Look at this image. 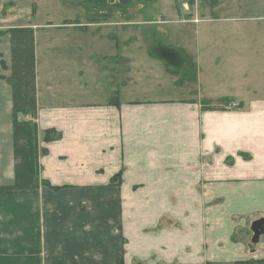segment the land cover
I'll use <instances>...</instances> for the list:
<instances>
[{
  "label": "crops",
  "instance_id": "0c3cea01",
  "mask_svg": "<svg viewBox=\"0 0 264 264\" xmlns=\"http://www.w3.org/2000/svg\"><path fill=\"white\" fill-rule=\"evenodd\" d=\"M3 1L0 264H264V235L253 243L251 231L264 221V80L254 77L259 60L238 54L239 29H195L197 42L226 40L202 41V61L188 47L182 56L156 48L174 53V64L146 56L143 75L171 85L163 97L124 100L104 83L100 93L37 96L16 80L15 33L24 29L5 5L15 3ZM101 190L143 194V249L132 248L126 224L120 247L116 203Z\"/></svg>",
  "mask_w": 264,
  "mask_h": 264
},
{
  "label": "rangeland",
  "instance_id": "374dc122",
  "mask_svg": "<svg viewBox=\"0 0 264 264\" xmlns=\"http://www.w3.org/2000/svg\"><path fill=\"white\" fill-rule=\"evenodd\" d=\"M11 1L15 3L13 7L5 4ZM2 3L14 8L9 15L16 16L13 21L21 25L17 29H24L15 33L19 49L15 50L18 57L14 59V71L21 88L24 86L30 95L33 86L37 96L100 93L104 83L115 85L124 100L137 102L163 97L171 85L143 75V60L146 56L160 60L156 48L167 46L181 56V49L188 47L202 61L206 59L202 41L226 42L224 36L217 34L197 42L195 29H239L243 48L238 54L244 62L258 59L261 66L254 77L264 80V0H4ZM4 11L8 14V9ZM1 16L4 17L2 11L0 20L4 21ZM25 24L27 27H22ZM143 29H159L160 33L143 35ZM108 31L110 34L105 36ZM157 68L161 71L164 64L158 62ZM192 77L193 74H185L186 80ZM101 191L105 201L116 203V223L112 227L113 236L121 239L120 247L128 245L126 224L132 248L143 249L137 240L143 231V194L117 196ZM81 211L82 217L88 218L90 209L86 205ZM109 242L110 249L117 250L112 238Z\"/></svg>",
  "mask_w": 264,
  "mask_h": 264
},
{
  "label": "water",
  "instance_id": "95a60500",
  "mask_svg": "<svg viewBox=\"0 0 264 264\" xmlns=\"http://www.w3.org/2000/svg\"><path fill=\"white\" fill-rule=\"evenodd\" d=\"M156 51H160V57L164 60H167L171 63L170 57H175L172 52H168L162 48H158ZM176 58V57H175ZM174 64V63H173ZM251 231L253 233V243H257L259 241V238L264 235V221H258L253 223L251 227Z\"/></svg>",
  "mask_w": 264,
  "mask_h": 264
},
{
  "label": "trees",
  "instance_id": "16d2710c",
  "mask_svg": "<svg viewBox=\"0 0 264 264\" xmlns=\"http://www.w3.org/2000/svg\"><path fill=\"white\" fill-rule=\"evenodd\" d=\"M225 102H227V101H225ZM110 103H111V104H114L115 106H118L117 97H116V96H115V97H112L111 100H110ZM114 105H113V106H114ZM45 140L48 141V138H47V139L45 138ZM120 180H121V178H120V174L112 178V182H113V183L118 182V184H119ZM116 264H123V260H122V259H119V260L116 262Z\"/></svg>",
  "mask_w": 264,
  "mask_h": 264
},
{
  "label": "built area",
  "instance_id": "2783aa9c",
  "mask_svg": "<svg viewBox=\"0 0 264 264\" xmlns=\"http://www.w3.org/2000/svg\"><path fill=\"white\" fill-rule=\"evenodd\" d=\"M226 108L229 109V110L236 109V108H238V104L235 103V102H229V103L226 105Z\"/></svg>",
  "mask_w": 264,
  "mask_h": 264
},
{
  "label": "flooded vegetation",
  "instance_id": "af4514ba",
  "mask_svg": "<svg viewBox=\"0 0 264 264\" xmlns=\"http://www.w3.org/2000/svg\"><path fill=\"white\" fill-rule=\"evenodd\" d=\"M170 61H171V63H176L177 62V59L175 58V57H170Z\"/></svg>",
  "mask_w": 264,
  "mask_h": 264
}]
</instances>
